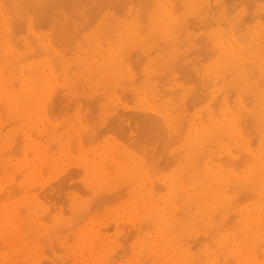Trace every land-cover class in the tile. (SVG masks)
<instances>
[{
  "label": "rangeland",
  "instance_id": "1",
  "mask_svg": "<svg viewBox=\"0 0 264 264\" xmlns=\"http://www.w3.org/2000/svg\"><path fill=\"white\" fill-rule=\"evenodd\" d=\"M18 1L0 264H264V0Z\"/></svg>",
  "mask_w": 264,
  "mask_h": 264
},
{
  "label": "bare ground",
  "instance_id": "2",
  "mask_svg": "<svg viewBox=\"0 0 264 264\" xmlns=\"http://www.w3.org/2000/svg\"><path fill=\"white\" fill-rule=\"evenodd\" d=\"M19 1H22V0H19ZM19 1H18V2H19ZM23 1H24V0H23ZM123 1H124V0H123ZM125 1H126V0H125ZM145 1H146V0H145ZM151 1H152V0H151ZM165 1H166V0H165ZM222 1H223V0H222ZM218 2H219V1H218ZM14 3H16V2H14ZM121 3H123V2L121 1ZM145 3H146V2H145ZM148 3H149L148 5H150V6L152 5V4H150V1H149V0H148ZM167 3H168V2H167ZM169 3H170V2H169ZM124 4H125V2H124ZM17 5L19 6V4L16 3L15 6L13 5L14 7L12 6V8L14 9ZM41 5H42V4H41ZM41 5H40V6H41ZM156 5H157V4H156ZM215 7H216V6H215ZM123 8H124V7H123ZM22 9H23V8H22ZM47 9H48V8H47ZM15 10L17 11V9H15ZM201 10H202V9H201ZM210 10H211V9H210ZM18 11H19V10H18ZM216 11H217V10H216ZM199 12H201V11H199ZM205 12H206V11H205ZM205 12L203 11L202 15L204 14L205 17H206ZM209 12H210V11H209ZM15 13H16V12H15ZM19 13H20V12H19ZM19 13H18V14H19ZM213 13H215V12H213ZM22 14H23V13H22ZM197 14H199V13H197ZM209 14H210V13H208L207 16H209ZM20 16H21V15H20ZM23 16H24V15H23ZM23 16H22V17H23ZM141 16H143V15L140 14V16H138V17L142 18L143 21H144L145 19H144L143 17H141ZM216 16H217V15H216ZM134 17H135V16H134ZM202 17H204V16H202ZM202 17H200V18L202 19ZM205 17L203 18V20H201L200 18H198V19H200L201 21H204V20H206ZM209 17H210V16H209ZM192 18H193V17H192ZM206 18H207V17H206ZM22 19H23V20H22L21 22L24 21V18H22ZM132 19H133V18H132ZM134 19H135V18H134ZM208 19H209V18H208ZM20 20H21V19H20ZM20 20H18V22H20ZM200 20H199V21H200ZM209 20H210V19H209ZM221 20H222V19H221ZM140 21H142V20H140ZM148 21H149V20H148ZM148 21H147V22H148ZM151 21H152V20H151ZM151 21H150V22H151ZM21 22H20V24H21ZM186 22H187V21H186ZM143 23H145V21H144ZM162 23H163V22H162ZM162 23H161V25H162ZM204 23H205V21L202 22L201 25L204 24ZM224 23H225V22H224ZM146 24H147V23H146ZM152 24H153V22H152ZM195 24H196V23H195ZM197 24H198V23H197ZM161 25H160V24L157 25L158 28H159ZM213 25H214V24H213ZM144 26H145V25H144ZM162 26H163V25H162ZM164 26H165V23H164ZM167 26H168V25H166V27H167ZM17 27H18V26H17ZM21 27H22V26H21ZM232 27H233V26H232ZM236 27H237V26H236ZM238 27H239V26H238ZM238 27H237V28H238ZM162 28L166 29L165 27H162ZM252 28H253V27H252ZM234 29H235V28H234ZM234 29H233V31H236V30H234ZM166 30H167V29H166ZM229 31H230V30H229ZM163 32H164V31H163ZM166 32H167V31H166ZM253 32H254V31H253ZM158 33H159V32H158ZM160 33H162V31H161ZM163 34H165V33H163ZM230 38H231V37H230ZM199 39H200V38H199ZM164 40H166V39H164ZM164 40L162 39V41H164ZM167 40H169V39H167ZM203 41H204V40H203ZM218 41H219V40H218ZM218 41H217V42H218ZM225 41H226V40H225ZM12 42H13V41H12ZM170 42H171V40H169V42H168V41H167V42H162V43H166V44H163V47H164L165 45L167 46V43H168V46H169ZM226 42H227V41H226ZM218 43H219V42H218ZM220 44H222V43H220ZM166 46H165V47H166ZM168 46H167V47H168ZM161 48H162V47H161ZM217 48H218V47H217ZM8 49H9V48H8ZM13 49H14V48H13ZM159 49H160V48H159ZM164 49H165V48H164ZM215 49H216V48H215ZM134 50H136V49H134ZM137 50H138V49H137ZM205 50H206V49H205ZM8 51H9V50H8ZM162 51H163V50H162ZM165 51H166V50H165ZM207 51H208V50H207ZM213 51H214V50H213ZM139 52H140V50H139ZM21 57H22V56H21ZM226 58H227V57H226ZM19 59H20V58H19ZM21 59H22V58H21ZM21 59H20V60H21ZM23 59H24V58H23ZM231 59H232V58H231ZM233 59H234V58H233ZM1 61H2V60H1ZM174 61H175V60H174ZM174 61H173V63H175ZM19 62H20V61H19ZM0 63H1V62H0ZM14 63H15V62H14ZM248 63H249V62H248ZM250 63H251V65H252V62H250ZM8 64H9V63H8ZM10 64H11V62H10ZM16 64L18 65V62H17ZM175 64H176V63H175ZM171 65H172V63H171ZM171 65H170V67H171ZM248 65H249V64H248ZM35 66H37V65H35ZM189 66H190V65H189ZM193 66H194V65H193ZM245 66H247V65H245ZM20 67H21V66H20ZM185 67H186V66H185ZM247 67H248V66H247ZM249 67H250V66H249ZM1 68H2V67H1ZM5 69H6V68H5ZM5 69H4V71H5ZM20 69H21V68H20ZM186 69H188V68H186ZM249 69H250V68H249ZM17 70L19 71V68H18V69H15V72H16ZM22 70H23V69H22ZM22 70H21V71H22ZM170 70H171V68H170ZM7 71H8V70H7ZM21 71L19 72V74L21 73ZM8 72H9V71H8ZM190 72H191V71H190ZM16 73H17V72H16ZM16 73H15V74H16ZM165 73H166V71H165ZM23 76H24V74H23ZM29 77H30V76H29ZM234 79H235V78H234ZM3 80H4V79H3ZM18 82H19V81H18ZM22 83H23V82H22ZM14 84H15V83H14ZM4 85H5V84H4ZM12 85H13V84H12ZM12 85H11V86H12ZM2 86H3V85H2ZM6 86H7V85H6ZM15 86H16V85H15ZM16 87H17V86H16ZM245 89H246V88H245ZM247 90H248V89H246V91H247ZM249 91H250V90H249ZM253 91H254V90H253ZM12 92H13V91H12ZM244 92H245V91H244ZM244 92H243V93H244ZM245 93H246V92H245ZM240 94H241V92H240ZM246 95H247V94H246ZM1 96H2V95H1ZM237 96H240V95L238 94ZM241 97H244V98L247 99V97H249V95L245 97V94H243V96H240V98H241ZM239 102H240V101H239ZM239 102H238V104H239ZM221 106H222V105H221ZM224 106H226V104H225ZM224 106H223V107H224ZM241 107H243V105H242ZM224 108H225V107H224ZM227 109H228V108H227ZM227 109H225V110L227 111ZM242 109H243V108H242ZM246 109H247V108H246ZM243 110H244V109H243ZM256 112H257V111H256ZM228 113L231 114L232 112H230V111L228 110ZM228 113H227V114H228ZM233 114H235V113H233ZM233 114H231V115H233ZM226 116H227V115H226ZM234 116H236V115H234ZM210 117H211V115H210ZM213 118H214V117H213ZM216 119H217V118H216ZM217 120H218V119H217ZM213 121H214V119H213ZM215 121H216V120H215ZM241 121H242V120H241ZM241 121H240V122H241ZM198 123H201V122L199 121ZM227 123H228V121H227ZM244 123H245V122H244ZM203 124H204V123H203ZM256 124H257V123H256ZM200 125H201V124H200ZM230 125H231V124H230ZM246 125H247V124H246ZM246 125H245V126H246ZM239 127H240V126H239ZM248 127H249V126H248ZM230 128H231V127H230ZM235 130H236V129H235ZM236 131H237V130H236ZM249 131H250V130H249ZM236 133H237V132H236ZM243 133H244V132H243ZM223 134H225V133H223ZM199 135H200V134H199ZM220 135H222V133H221ZM220 135H219V136H220ZM236 135H237V134H236ZM239 136H240V135H238V137H239ZM217 137H218V135H217ZM217 137H216V138H217ZM220 137H221V136H220ZM239 138H240V137H239ZM242 138H244V137H242ZM242 138H241V139H242ZM213 139H214V138H213ZM245 140H246V138H244V141H245ZM190 142H191V141H190ZM244 143H245V142H244ZM245 145H246V144H245ZM247 145H248V144H247ZM205 146H206V145H205ZM245 147H246V146H245ZM205 148H206V147H205ZM204 150H205V149H204ZM247 150H248V149H247ZM250 150H251V149H250ZM250 150H249V151H250ZM262 150H263V149H262ZM249 151H248V152H249ZM204 152H206V151H203V153H204ZM252 152H253V151H252ZM205 154H206V153H205ZM245 154H246V153H245ZM200 155H201V154H200ZM246 155H247V154H246ZM247 156H248V155H247ZM245 159H246V158H245ZM248 159H249V158H248ZM244 162H245V161L243 160V163H244ZM243 163H242V164H243ZM254 165H255V164H254ZM212 166H213V165H212ZM219 166H221V165L219 164ZM239 166H240V165H238V167H239ZM241 166H242V165H241ZM238 167H237V168H238ZM217 168H218V167H217ZM221 170H222V169H221ZM229 170H230V169H229ZM229 170H228V171H229ZM231 171H232V170H230V173H231ZM234 172H235V171H234ZM232 175H234V174H232ZM235 176H236V175H235ZM227 178H228V177H227ZM250 178H251V177H250ZM230 181H231V180H230ZM213 185H214V184H213ZM254 186H255V185H254ZM233 187H234V186H233ZM246 187H247V186H246ZM242 188H243V187H242ZM240 191H242V190H240ZM240 191H236V192L239 193L238 195L242 196V195H241L242 193H241ZM245 191H246V189H244L242 192L245 193ZM240 193H241V194H240ZM246 193H247V191H246ZM246 193H245V194H246ZM247 195H249V194H247ZM253 195H254V194H253ZM253 195H252V196H253ZM10 196H11V195H10ZM10 196H9V197H10ZM225 196H226V195H225ZM234 196H235V195H234ZM236 196H237V195H236ZM240 196H239V197H240ZM249 196H250V195H249ZM237 197H238V196H237ZM239 197H238V199L243 198V196L240 197V198H239ZM254 197H255V195H254ZM233 199H234V198H233ZM238 199H237V200H238ZM246 199H247V198H246ZM253 199H255V198H253ZM238 201H239V200H238ZM238 201H237V203L241 202V201H239V202H238ZM255 201H256V200H255ZM259 202H260V201H259ZM253 206H254V205H253ZM247 207H248V206H247ZM247 217H249V216L247 215ZM262 218H263V217H262ZM221 219H223V221L221 220V221H222L221 224H222V223L224 222L225 218H221ZM250 219H251V218H249V220H250ZM15 220H17V219H15ZM18 220H20V219H18ZM218 220H219V219H218ZM252 220H253V219H252ZM254 220H255V219H254ZM216 221H217V220H216ZM227 222H228V221H227ZM217 223H218V226H219V221L216 222V224H217ZM223 224H224V223H223ZM226 224H227V223L225 222V225H226ZM263 224H264V222H263ZM225 225H224V228L226 227ZM218 226H216V228H217ZM253 226H254V225H252L251 227H253ZM214 228H215V227H214ZM214 228H213V231H214ZM216 228H215V229H216ZM219 228H220V230H221V227H219ZM224 228H222V229H224ZM229 228H230V226H229ZM22 229H23V228H22ZM225 229H228V227L225 228ZM225 229H224V230H225ZM258 229H259V228H258ZM217 230H218V229H217ZM224 230H223V231H224ZM213 231L210 232L211 237H212V234L214 233ZM221 231H222V230H221ZM205 232H206V231H205ZM212 232H213V233H212ZM218 232H219V230H218ZM215 233L217 234V232H215ZM215 233H214V234H215ZM223 234H224V232H223ZM208 236H209V235H207V237H208ZM22 237H24V236H22ZM207 237H206V238H207ZM214 238H216V237H214ZM207 239H209V238H207ZM216 239H217V238H216ZM208 241H209V240H208ZM210 241H211V240H210ZM211 242H212V241H211ZM261 243H262V242H261ZM230 244H231V243H230ZM201 245H202V244H201ZM211 245L213 246V244H211ZM259 245H260V244H259ZM259 245H258V246H259ZM215 251H216V248H215ZM222 251H223V250H222ZM222 251L219 250L220 253H221ZM254 251H255V250H254ZM242 252H243V251H242ZM248 252H249V251H248ZM255 252H256V251H255ZM255 252H254V256H255ZM216 253H218V252L216 251L215 254H216ZM220 253H218V254L220 255ZM218 254H216L215 256L218 257V256H219ZM217 255H218V256H217ZM221 255H222V254H221ZM223 255H224V253H223ZM252 256H253V253H252ZM254 256H253L252 258H254ZM231 258H233V257H231ZM244 258H245V256H244ZM233 259H235V257H234ZM222 260H223V259H222ZM222 260H221V261H222ZM254 260H255V259H254ZM219 261H220V260H219ZM221 261H220V262H221ZM233 261H234V260H233ZM233 261H232V262H233ZM255 261H256V260H255ZM260 261H261V260H260Z\"/></svg>",
  "mask_w": 264,
  "mask_h": 264
}]
</instances>
